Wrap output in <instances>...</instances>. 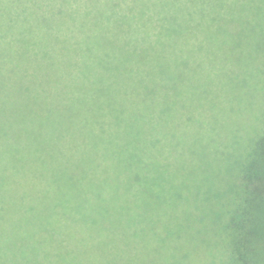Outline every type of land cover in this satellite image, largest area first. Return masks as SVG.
<instances>
[{"label":"trees","instance_id":"16d2710c","mask_svg":"<svg viewBox=\"0 0 264 264\" xmlns=\"http://www.w3.org/2000/svg\"><path fill=\"white\" fill-rule=\"evenodd\" d=\"M263 75L264 0H0V106L17 96L0 110V264H85L91 242L106 264L121 246L125 264H175L179 247L190 264H264V112L222 131L134 101L46 109L121 81L223 96L242 78L236 96H264ZM99 159L123 163L112 182L89 173Z\"/></svg>","mask_w":264,"mask_h":264},{"label":"rangeland","instance_id":"374dc122","mask_svg":"<svg viewBox=\"0 0 264 264\" xmlns=\"http://www.w3.org/2000/svg\"><path fill=\"white\" fill-rule=\"evenodd\" d=\"M247 17L253 19L258 18L257 15L252 13L247 14ZM243 82H245V80H242V78H240L238 87H233L230 85L228 86L227 91L226 82H224L225 93L223 96H126L129 85H127V83H125L124 81H121L118 85V88L120 89V94L122 96H98L97 93L96 96H48L49 99L46 109L47 111L51 112L58 111L62 109L61 102L66 105H73L74 103L78 102L79 99L83 98L84 101H82V103H85L86 107L83 109H78V111H83L82 114L86 116H93L97 114V111L104 110L101 114H111L112 116V114L122 112L125 107H129V105L134 101V103L140 104L141 109H145L147 106H150L151 110L148 114H162L163 110L169 109L168 113L170 112L171 115L177 117L183 112L186 114L188 113V115L192 116L198 115L211 117V120L214 121V124H216L217 128L222 131L228 130L230 124L233 123H236V125L242 127L243 129L250 130L254 128L253 126L256 117L264 112V96H257L256 93H254V95L247 96L248 92L246 93V96H236L239 95L238 92H241L243 89H245L246 86L250 91L253 90V85H247ZM2 98L3 96H0V99ZM8 98L11 102L9 101L6 104L0 106V110L3 112H11L15 110V106H11L10 103L13 104V101L16 102L17 96H10ZM58 114L61 115L63 114V112H59ZM46 127L51 128L49 125ZM111 152L112 151L108 150L104 151L105 158L109 156L111 157ZM94 154H97L98 156V153H96V151L94 152ZM115 160H117V157L115 158ZM106 164L105 162H100L99 159L98 166L94 163L93 167L89 170V173H96V175H98L97 173H100L102 171V168H105L107 166L106 172L103 173L105 175L102 177V180L105 178L104 182L108 183V176H110V182H112V178H114L117 172L116 167L118 171L122 170L123 163L116 161L108 162ZM83 205L86 206L87 204L83 203ZM152 240L153 242L151 243L154 246V243L156 241L154 240V238ZM93 247L94 243L91 242V244H89L88 252L82 255V257H84L83 262L85 264H106V259L102 254H100V246L98 245V252H94ZM122 249L124 250V246L123 248L121 246V249L119 251L120 257L117 256L115 260L112 258V263L125 264ZM176 253L177 256L184 261H180L175 264H190V262H188L190 256L185 255V249L179 247L177 248Z\"/></svg>","mask_w":264,"mask_h":264}]
</instances>
